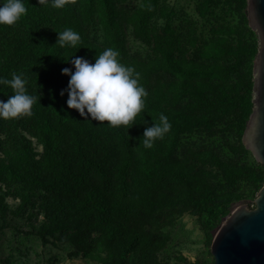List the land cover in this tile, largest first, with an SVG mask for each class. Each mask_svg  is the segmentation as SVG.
I'll return each instance as SVG.
<instances>
[{
	"label": "trees",
	"instance_id": "1",
	"mask_svg": "<svg viewBox=\"0 0 264 264\" xmlns=\"http://www.w3.org/2000/svg\"><path fill=\"white\" fill-rule=\"evenodd\" d=\"M119 1L67 0L65 7L57 9L51 6V0L47 5L24 0L27 13L12 26L0 25V78L11 79L13 73H22L28 93L38 97L31 116L0 118V188L7 193L14 190L21 199L15 215L24 214L32 199L42 201L45 222L39 227L41 235L72 228L79 234L99 232V237L110 241L115 250L117 235L125 236V242L138 239L148 246L152 241L141 231L140 224L154 214L155 199L139 191L144 186L143 171L159 161L156 147L161 139L154 141L152 153H147L141 140L145 128L158 123L161 113L171 124L165 134L168 150L180 145L184 132H205L212 137L219 133L223 134L219 145L226 147L224 161H220L214 146L205 153L189 152L206 154L210 171L223 167L224 171L232 169L237 176H244L253 165L259 166L252 156L251 161L247 160L250 153L241 142L252 108V61L257 52L247 23L245 0L241 14L244 42L238 51L242 57L233 64H227L224 58L221 62L209 61L214 55L207 51L205 43L194 48L188 63L169 59L161 36L149 26L153 16L150 8L156 0H144L139 10L127 16L117 10ZM124 21L135 39L151 47L149 58L129 54ZM95 26L100 28L101 41L94 36ZM69 28L81 36V42L76 47L56 45L58 33ZM222 42L213 39L216 45L223 46ZM109 47L120 53L123 64L140 74V84L148 92L145 108L131 128L109 127L107 121L100 123L90 117L85 120L78 111L67 107V93L60 95L70 79L61 74L62 69L75 72L70 59L83 57L94 64L96 55ZM217 53L220 55V50ZM245 63L250 68L242 73L241 81L236 77L241 71H235V67ZM162 69L169 72L167 81L161 80ZM11 94L9 87L0 85V100L6 101ZM26 135L42 147L38 159L39 153ZM182 157L176 151L171 171H183ZM134 171L140 178L132 183L129 177ZM115 187L121 193L133 187L139 191L126 200L116 195ZM39 192L43 195L39 196ZM236 199L232 193L221 196L212 189L208 197L194 201L205 216L208 231L225 214L227 204ZM6 211L1 197L0 229ZM65 218L70 220L65 222ZM121 255L124 252L116 259L117 264L123 262Z\"/></svg>",
	"mask_w": 264,
	"mask_h": 264
},
{
	"label": "rangeland",
	"instance_id": "2",
	"mask_svg": "<svg viewBox=\"0 0 264 264\" xmlns=\"http://www.w3.org/2000/svg\"><path fill=\"white\" fill-rule=\"evenodd\" d=\"M143 3L144 0H120L117 10L127 16L139 10ZM243 6L242 0H156L150 8L153 16L149 26L161 36L171 60L179 58L183 63H188L194 48L205 43L209 47L207 51L214 55L209 61L224 58L228 59L227 64H233L242 57V52L238 51L244 42L241 31ZM122 26L129 54L149 58L152 55L151 47L135 39L125 21ZM93 30L97 41H101L99 26ZM214 38L225 43L222 42L223 46L216 45ZM253 39L258 45L255 32ZM216 48L220 50V55ZM249 68L250 65L246 63L239 64L235 71L242 74L248 72ZM240 74L236 77L242 81L244 74ZM167 79H170L169 72L162 69L161 80ZM221 135L218 133L212 137L205 132H184L180 145L174 150H168V145L164 144L168 138L164 135L156 147L159 161L150 164L148 171H143L141 175L143 189L139 191L133 187L131 191L121 193L115 187L116 195L120 194L126 200L131 199L134 191L155 199L154 214L144 218L140 224L141 231L152 240L150 246L138 239L125 242V236L117 235L114 239L115 250L110 241L99 237V232L79 234L75 228L41 235L39 227L45 222L40 207L42 201L37 197L32 199L24 214L15 215L21 199L14 190L7 193L1 187L0 198L3 197L7 211L0 229V264H117L116 259L121 252H124L121 264H213L210 253L212 232L237 206H253L259 189L264 185V167L261 165H253L250 172L237 176V172L232 169L224 171L223 167L210 171L206 154L196 156L189 152L191 149L205 153V149L214 146L220 161H224L226 147L219 145ZM26 137L32 141L34 151L39 153L38 159L42 147L28 135ZM152 150L153 146L146 148L147 153H152ZM176 151L183 155V171H171ZM247 160H252L250 154ZM136 173L134 171L129 177L132 183L140 178ZM212 189L217 195L232 193L237 199L227 204L225 214L215 222L213 230L208 231L205 216L196 209L194 201L198 197H208ZM42 195L39 192V196ZM69 220L64 219L65 222Z\"/></svg>",
	"mask_w": 264,
	"mask_h": 264
},
{
	"label": "clouds",
	"instance_id": "3",
	"mask_svg": "<svg viewBox=\"0 0 264 264\" xmlns=\"http://www.w3.org/2000/svg\"><path fill=\"white\" fill-rule=\"evenodd\" d=\"M39 5H47L49 0H38ZM67 0H51L53 8L65 7ZM24 0H3L0 3V25L12 26L27 13ZM81 36L72 29L58 33L56 45L60 47H76ZM55 45V46H56ZM120 53L109 47L95 57L92 64L83 57L70 59L75 72L63 68L62 75L69 77L68 86L60 95H68L66 101L69 109L79 112L85 120L103 123L109 127L131 128L136 117L145 108L148 96L146 89L140 84V74L131 66L123 64ZM0 85L9 87L12 94L7 100H0V118L18 119L31 116L32 108L38 97L27 91V80L23 74L13 73L11 79L0 78ZM171 129V124L164 114L159 115V122L146 127L142 144L151 148L157 139H162Z\"/></svg>",
	"mask_w": 264,
	"mask_h": 264
},
{
	"label": "water",
	"instance_id": "4",
	"mask_svg": "<svg viewBox=\"0 0 264 264\" xmlns=\"http://www.w3.org/2000/svg\"><path fill=\"white\" fill-rule=\"evenodd\" d=\"M248 27L257 34L252 65V108L241 142L264 167V0H246ZM213 264H264V185L253 207L237 206L212 232Z\"/></svg>",
	"mask_w": 264,
	"mask_h": 264
},
{
	"label": "built area",
	"instance_id": "5",
	"mask_svg": "<svg viewBox=\"0 0 264 264\" xmlns=\"http://www.w3.org/2000/svg\"><path fill=\"white\" fill-rule=\"evenodd\" d=\"M251 207H253V206H251Z\"/></svg>",
	"mask_w": 264,
	"mask_h": 264
}]
</instances>
